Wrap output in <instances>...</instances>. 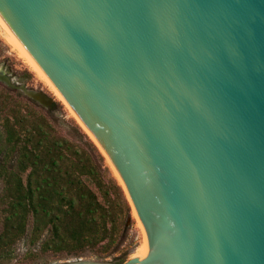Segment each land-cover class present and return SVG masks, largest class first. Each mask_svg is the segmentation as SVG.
<instances>
[{
  "label": "water",
  "instance_id": "1",
  "mask_svg": "<svg viewBox=\"0 0 264 264\" xmlns=\"http://www.w3.org/2000/svg\"><path fill=\"white\" fill-rule=\"evenodd\" d=\"M0 20L125 187L148 252L121 264H264V0H0Z\"/></svg>",
  "mask_w": 264,
  "mask_h": 264
},
{
  "label": "trees",
  "instance_id": "2",
  "mask_svg": "<svg viewBox=\"0 0 264 264\" xmlns=\"http://www.w3.org/2000/svg\"><path fill=\"white\" fill-rule=\"evenodd\" d=\"M73 127L76 141L54 134L47 121L5 117L0 245L10 246L28 228L32 240L57 253L117 250L127 199L98 146L77 124Z\"/></svg>",
  "mask_w": 264,
  "mask_h": 264
},
{
  "label": "rangeland",
  "instance_id": "3",
  "mask_svg": "<svg viewBox=\"0 0 264 264\" xmlns=\"http://www.w3.org/2000/svg\"><path fill=\"white\" fill-rule=\"evenodd\" d=\"M0 68L6 80H0V162L5 149V132L3 123L8 115L23 117V120L47 121L52 125L53 133L66 138L78 140L77 132L73 125L77 124L89 138L98 146L104 155L105 163L110 174L121 185L127 199L128 208L122 203V215L120 219L121 230L118 233L117 250L112 253L93 254L86 256H71L66 253L53 252L44 249L39 240H32L29 229L16 239L10 246L0 245V264H68L78 258L94 259L104 264H121L132 256L141 254L144 244V234L140 223L131 206L120 178L111 162L104 154L101 147L86 130L63 97L47 79L40 68L24 48L10 34L7 27L0 20ZM42 93L47 103L39 104L24 95L19 88ZM0 177V191L3 187ZM4 205H0V232L2 230L3 216L6 213Z\"/></svg>",
  "mask_w": 264,
  "mask_h": 264
},
{
  "label": "bare ground",
  "instance_id": "4",
  "mask_svg": "<svg viewBox=\"0 0 264 264\" xmlns=\"http://www.w3.org/2000/svg\"><path fill=\"white\" fill-rule=\"evenodd\" d=\"M3 23V22H2ZM8 29V28H7ZM10 32V31H9ZM10 34L12 35V33L10 32ZM12 37L16 40V38L12 35ZM18 42V41H17ZM19 43V42H18ZM20 44V43H19ZM36 64V63H35ZM0 77H2L3 79L5 78V76H4V74H3V72H2V70H1V68H0ZM6 79V78H5ZM1 80V79H0ZM34 91V90H33ZM34 92H37V91H34ZM66 102V101H65ZM67 103V102H66ZM69 106V105H68ZM70 107V106H69ZM71 108V107H70ZM72 110V109H71ZM73 111V110H72ZM74 112V111H73ZM74 114H75V112H74ZM76 115V114H75ZM77 116V115H76ZM77 118L79 119V117L77 116ZM80 120V119H79ZM80 122L82 123V121L80 120ZM83 124V123H82ZM83 126L86 128V126L83 124ZM86 130L90 133V131L86 128ZM91 134V133H90ZM91 136L93 137V135L91 134ZM94 138V137H93ZM95 139V138H94ZM95 141H96V139H95ZM97 142V141H96ZM98 143V142H97ZM98 145H99V143H98ZM100 146V145H99ZM101 147V146H100ZM102 149V148H101ZM103 150V149H102ZM104 152V151H103ZM104 154H105V152H104ZM106 155V154H105ZM107 156V155H106ZM108 158V157H107ZM110 161V160H109ZM123 185V184H122ZM124 187V186H123ZM124 189H125V187H124ZM125 192H126V190H125ZM126 194H127V192H126ZM128 196V195H127ZM129 198V197H128ZM130 201V200H129ZM131 203V202H130ZM131 206H132V204H131ZM132 208H133V206H132ZM141 227V226H140ZM142 229V228H141ZM142 232H143V230H142ZM144 234V233H143ZM144 238H145V236H144ZM143 245V249H142V252H140L141 254H138V255H135V256H132V257H138V258H143L146 254H147V252H148V246H147V243H146V240H144V244H142ZM146 264H150V263H146Z\"/></svg>",
  "mask_w": 264,
  "mask_h": 264
}]
</instances>
